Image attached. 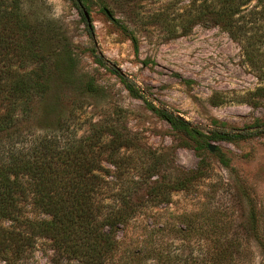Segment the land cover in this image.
<instances>
[{
  "label": "rangeland",
  "instance_id": "1",
  "mask_svg": "<svg viewBox=\"0 0 264 264\" xmlns=\"http://www.w3.org/2000/svg\"><path fill=\"white\" fill-rule=\"evenodd\" d=\"M239 1L230 31L218 20V0H83L89 22L72 0H21L50 84L33 114L1 136L0 160L31 150L42 136L61 145L112 129L127 139L117 165L107 151L100 156L96 195L104 209L118 205L125 189L134 206L105 264H264V133L208 137L216 145L210 151L148 105L205 134L264 123V0ZM113 69L144 98L132 96ZM99 137L97 145L109 131ZM176 179L184 187L166 198L151 189ZM19 205L22 217L44 216L29 196ZM0 264L66 260L38 237L26 256Z\"/></svg>",
  "mask_w": 264,
  "mask_h": 264
},
{
  "label": "trees",
  "instance_id": "2",
  "mask_svg": "<svg viewBox=\"0 0 264 264\" xmlns=\"http://www.w3.org/2000/svg\"><path fill=\"white\" fill-rule=\"evenodd\" d=\"M72 1L86 21L83 0ZM218 1V20L231 31L232 16L241 1ZM97 61L102 62L100 58ZM46 65L44 51L35 44L21 0H0V138L19 120L31 116L35 98L45 95L50 84ZM113 71L132 96L144 98L133 81L118 70ZM148 105L172 127L195 134L199 148L207 146L208 137L245 139L264 133V123L256 122L239 130L220 129L205 134L180 115ZM103 131H109L110 138L97 145ZM120 135L112 129H97L74 143L61 145L49 136H42L31 150H12L0 160V259L8 263L17 261L31 251L36 238L44 237L54 254L65 259L66 264H105L116 246L114 233L118 225L126 222L134 207L126 189L118 192L120 203L107 210L96 195L104 181L99 172L104 170L100 164L102 152L107 151L108 162L117 165L118 160L124 159L117 154L118 150L130 146ZM220 161L225 166L229 164L223 155ZM183 184L182 179L162 181L151 189L160 194L158 197L166 198L169 190L182 188ZM26 196L43 217L19 215V201ZM7 220L10 225L4 224Z\"/></svg>",
  "mask_w": 264,
  "mask_h": 264
},
{
  "label": "water",
  "instance_id": "3",
  "mask_svg": "<svg viewBox=\"0 0 264 264\" xmlns=\"http://www.w3.org/2000/svg\"><path fill=\"white\" fill-rule=\"evenodd\" d=\"M84 14H85V17H86V20H87V22H89V18H88V14L86 13V11H84ZM215 144L214 143H212V142H209L208 144H207V147H208V149L210 150V151H213L214 149H215Z\"/></svg>",
  "mask_w": 264,
  "mask_h": 264
}]
</instances>
